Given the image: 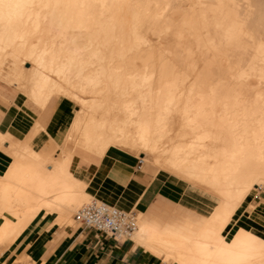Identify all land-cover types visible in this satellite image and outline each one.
Returning <instances> with one entry per match:
<instances>
[{
    "label": "bare ground",
    "instance_id": "obj_1",
    "mask_svg": "<svg viewBox=\"0 0 264 264\" xmlns=\"http://www.w3.org/2000/svg\"><path fill=\"white\" fill-rule=\"evenodd\" d=\"M174 1L169 17L178 30H173L176 40L170 30L168 38L171 36L177 46L182 38L191 39L184 45L190 53L194 52L190 47L200 43L203 49L220 45L224 53L218 54V60V56H210L212 51L206 59L200 50L192 67L187 68L185 58L181 60L174 52L178 48L168 49L173 42L159 35L151 24L147 2L141 6V19L150 23L145 37L137 23H124L120 7L115 5L120 2L117 0H2L24 7L0 13V76L20 79L29 74V86L22 89L40 106L59 92L79 101L81 109L68 127L70 137L80 132L82 143L92 142L98 152L112 143L137 149L150 158L148 165L162 174L167 172L182 183L214 192L218 205L208 209L204 224L193 233L189 222L171 229L161 217L137 214L132 238L150 253L172 264H264V240L251 235V241L241 240L233 249L230 246L237 234H250L248 230L241 226L227 239L212 227L214 217L223 213L238 193H243V201L254 187L264 191V80L252 85L242 75H233L243 63L246 70L255 68L264 73V0ZM112 9L119 14L116 19L113 11L114 16L107 17ZM179 11L181 16L175 14ZM103 19L110 26L113 20L117 23L115 32L111 27L106 29L101 45L122 48L141 42L143 46L123 58L98 49L97 58L103 63L92 71L75 63L86 59L63 53L60 46L76 44L73 30L103 29ZM227 61L231 63L223 64ZM25 64L29 66L23 67ZM90 93L97 96L86 101L85 95ZM86 105H95L102 114L95 117L84 108ZM207 140L214 145L202 147ZM11 141L9 135H0V148L7 154H11V147L4 149L3 143ZM205 157L211 160H200ZM21 161L14 159L0 177L1 206L7 212L0 215V242L14 240L24 221L29 219L30 225L43 208L66 209L60 216L50 212L46 216L70 225L71 213L90 200L82 195L79 201L69 196V181L60 165H53V170L50 166L48 172L38 160H29V164ZM142 161L144 164V157ZM15 204L29 210L26 218V213L13 212ZM262 204L264 201L256 208ZM7 248L0 245V264H26L3 260ZM29 264L37 261L29 257Z\"/></svg>",
    "mask_w": 264,
    "mask_h": 264
},
{
    "label": "crops",
    "instance_id": "obj_2",
    "mask_svg": "<svg viewBox=\"0 0 264 264\" xmlns=\"http://www.w3.org/2000/svg\"><path fill=\"white\" fill-rule=\"evenodd\" d=\"M0 88V92L4 93V87ZM66 100L69 101L65 97L53 95L42 106L31 100L35 106L45 109L42 113H35L30 108L25 111L13 103L6 109L0 105V135H9L12 139L11 144L4 142L3 148L11 147L13 153L7 154L0 148V177L5 175L14 159L28 164L29 160H38L48 172L53 170V165L58 164L65 168L70 197L78 198V201L81 195L96 198L126 211L161 217L168 228L183 227L184 223L180 220L182 213H179L181 209L178 208L186 201L185 190L179 180L176 182L165 177L160 169L153 166L150 167L155 172L144 164L138 167L136 155L114 145L102 152L94 148L66 146L71 141L68 127H71L77 111L73 114ZM248 200L242 204V209H238L231 223L221 230L225 238L236 235L242 226L251 235L264 240V226L260 223L264 217L261 218L258 211L255 215L246 211L251 205ZM261 202H255V206L258 207ZM52 209L38 210L36 219L29 225V219L24 221L29 210L23 209L21 205H13V212L26 213L21 218L26 226L14 240L0 242V245L8 246L2 253L3 260L29 264L30 257L37 264H128V261L132 264H172L150 253L133 238L124 242L114 241L74 222L72 217L78 208L70 215V225L66 221L60 223V220L46 216L49 212L64 214L66 209ZM3 213L7 214L0 200V215ZM207 216L187 221L194 226L192 233L204 224Z\"/></svg>",
    "mask_w": 264,
    "mask_h": 264
},
{
    "label": "rangeland",
    "instance_id": "obj_3",
    "mask_svg": "<svg viewBox=\"0 0 264 264\" xmlns=\"http://www.w3.org/2000/svg\"><path fill=\"white\" fill-rule=\"evenodd\" d=\"M106 1H112V0H106ZM117 1H120V2H118L115 5H117V6L120 7V13L119 14H120V16L123 17L124 23L125 24H126V22L127 23L128 22H130V23L131 22L132 23H134V22L137 23V25L140 27V30H139L140 33L143 31L141 34L143 36H145V37H146V34H148L146 32V28H147L148 24H150V23H147V22L144 23V21L141 19L143 17L142 16L143 14H142L141 6H142V3L144 4V3L147 2L146 4H147V9H148L147 11L148 12L146 14L151 19V24L154 25L155 28L158 29V32L160 31L159 35H161L163 38H166V39H168L169 41H172V42L174 41V39L176 40V37L173 36V35L174 34L176 35V33H177L176 31L178 30V25L173 20V17L172 18L169 17V16H171L172 11H174V9H175L174 8L175 7V3H174L175 1L174 0H164L165 2L160 1V0H158V1H155V0H117ZM166 1H167V4H166ZM150 2H152V3H150ZM128 10H129V12H128ZM112 11L114 12V14L116 13V11L114 9L110 10L109 13H108V15L109 14H111V15L108 16L106 14L108 18L111 17V16L112 17L114 16V14L112 13ZM134 12H137V13H134ZM182 13L183 12H180V11L179 12H175V14L178 15V16H181ZM117 14L118 13L115 14L116 16H114L113 19H116V17L119 16V14L118 15ZM151 16L153 17V19H152ZM106 20L107 19H105V20L103 19V22H102V25H103L102 28L103 29H100L98 31H95V30L90 29V28L87 29V30L86 29L73 30L71 32V34L73 35L76 44L75 45H66V46L62 45V46H60L61 51L63 53H65V52L66 53H70L71 52L72 54H77V56L80 57V58H82V59H86V60H80V61L75 62V63L78 64L79 66L85 65V67H89L90 69L92 68L91 70L94 71V70L97 69V66L98 65H100V64L103 63L101 60L99 61V59L97 58L98 49L99 50H102L104 53L111 52L114 58H121V57L123 58V56L125 57L130 52H134L135 50L139 49V47L141 48L143 46V44H141V42L140 43L134 42V44H132L131 47L130 46H124V47L122 46V48H121V46L120 47L119 46H116V45H113L112 46L110 44H109V46L108 45L107 46L101 45L99 43V41L101 39H103L106 31H108L106 29L108 27H111V28L114 29L113 30L114 32H115V29H116L115 28L116 27V23H117L116 20H113L112 21V26H110V24ZM171 21H172V23H171ZM139 24H141V26ZM143 26H144V29L142 28ZM169 30L171 31L172 34L169 32ZM173 30H176V31H173ZM161 32L164 33V35ZM170 34L174 37V39L171 38V36L168 38V36ZM148 37L151 38L152 40L155 39V36H148ZM186 38H184L185 41L182 40L183 38L181 39L180 46H177L173 42V43L170 44L171 46L169 45V48H168V46H166L165 48H168V49L171 48V50H173V51H174V48L175 49L178 48L177 51L175 50L174 52H178V54H180L181 60L185 58L184 61H185V65L187 66V68H191L192 67L191 66L192 65L191 62H192L193 58L197 55V52H200V50H201V54H203V56L206 57V59H207L208 55L211 53V51L214 53V54L211 53V55H210L211 57H212V55H214V56L216 55L214 57V59H216V57L218 56L216 60H218L219 57H220V55H222L224 53V52H222L223 51L222 50L223 47L221 46L220 47L221 49L219 48L220 45H216L217 48H213V49H206V48L203 49L205 46L202 45L201 43L198 44V46H196V45L191 46L190 48H192L194 52H191L190 53L188 51V48L187 47L184 48L185 47L184 45H187L188 43L185 44V42H189L191 39H186ZM188 38H192V37L190 36ZM171 39H173V40H171ZM88 45H89V47H88ZM173 45H175V46H173ZM195 46L197 47V49H196ZM73 47H74V50H73ZM181 49H183L184 51L181 50ZM91 50H93V51L91 52ZM218 50H220L221 52L218 53ZM119 52H121V53H119ZM227 53L230 54V52H228V51H227ZM218 54H220V55H218ZM89 57H90V59H89ZM92 57H94L95 59L92 58ZM229 63H231V62L230 61H227L226 63H223V64L229 65ZM28 66H29L28 64H25L23 67H28ZM239 67H238L239 69L237 68L236 70H234V72H233V75L234 76L242 75L252 85H257L255 82L258 81V80L259 81L261 80V82H263L264 77L262 75L264 73H262L258 69L253 68V69L246 70V67H245V64L244 63L243 64H239ZM4 68H5V66H4ZM0 79L2 80V81L0 80V86L4 87V93H1L0 92V105L3 108L6 109V108H8L13 103L15 105H18L19 108H22L25 111H29V108L32 109L35 113H39V112L42 113L43 111H45V109H41L39 106H35L31 102V100L26 96V94L24 93V91L22 89V88H25V87H28L29 86V74L26 77H23V78H20V79L13 78L12 76H7L6 78L5 77L4 78L1 77ZM91 85H92V87H95L96 86V84H94V82L91 83ZM0 91H1V88H0ZM54 95H58V96L65 97V98L69 99V101L66 100V102L72 108V113L73 114L75 113L76 110H77L76 113L80 111L81 107H80V102L79 101L71 98L70 96H67L63 92H59V93H56ZM96 96L97 95L95 93H93V94L90 93V95L89 94H86L85 95V97H87L86 98V101L93 100ZM122 100H124V99H122ZM125 100H128V98L125 97ZM88 106L89 105H86V106H84V108L85 109L87 108L86 110L89 111V113L95 115V117L96 116H100L102 114L101 113V109H98L95 105L94 106L91 105L92 108H90ZM79 134H80V132H75V133H72L71 134V137L69 135V138L71 139V141L66 146H72V147H80L81 146V147H84V148H87V149H91V148H95L96 147V146L92 145V142H89V141L86 143L87 145L86 144H83L82 143V140H81L82 139V136L79 137ZM72 137H73V139H72ZM110 145L118 146L119 148H121V149H123L125 151H128L130 153H133L137 157H141V158L144 157L145 158L144 166L150 168L153 172H155L152 169V167H150L148 165L149 164V161H150V158H148L145 154H140V151L139 150H137V149H132L131 150L127 146L124 147V145H121V144H118V143H112ZM201 145H202V147L205 148L206 147L205 145L213 146L214 144L211 143V142H209V140H207L206 142L201 143ZM19 151H21V150H19ZM204 151H206V150H204ZM206 159L207 160H211L210 157L201 158L200 160H206ZM163 175L165 177H167V178H170L172 180H175L176 182L178 181L177 177H175L173 175H170L167 172H163ZM179 183L183 186V188L185 190V195L184 196H185V201L186 202L185 201L184 202L187 204V205L186 204H183V206H181L180 208H178V210L181 209V212H179V213L180 214L182 213V215H180L181 222L185 223L187 221L198 220L201 217H205V215H208L209 214V212H208V209L209 208L211 209L212 207L218 205L219 199H218V197L215 194L213 195L214 192L211 193L210 190L208 192L207 191L208 189L205 191L203 189V186H200L198 188L197 185H190V184H187V183H184V182H183L184 184L182 182H179ZM254 188L255 189L252 190V193H249L243 199L242 204L244 202H246L248 199H249L248 201L251 204H255V202H258V201H264V191H263V189L262 188H257V187H254ZM74 215L75 214H73V217L72 218H73L74 222H76L75 219H74ZM262 225L264 226V224H262Z\"/></svg>",
    "mask_w": 264,
    "mask_h": 264
},
{
    "label": "built area",
    "instance_id": "obj_4",
    "mask_svg": "<svg viewBox=\"0 0 264 264\" xmlns=\"http://www.w3.org/2000/svg\"><path fill=\"white\" fill-rule=\"evenodd\" d=\"M138 167L143 164L138 157ZM74 219L81 226L103 234L114 241L130 240L137 229V213L125 211L96 198L83 204Z\"/></svg>",
    "mask_w": 264,
    "mask_h": 264
},
{
    "label": "snow or ice",
    "instance_id": "obj_5",
    "mask_svg": "<svg viewBox=\"0 0 264 264\" xmlns=\"http://www.w3.org/2000/svg\"><path fill=\"white\" fill-rule=\"evenodd\" d=\"M21 7H24V5L11 3L4 4L2 0H0V13H2L4 9H8L9 11H11L12 9H19ZM261 183L264 184V181H262ZM242 196V192L238 193L237 196L228 205L227 209L219 216L214 217L212 227L215 231H221L226 226H228L231 223V220L233 219V213L238 209H242ZM246 211L248 213H251L252 215H255V213L259 211L261 217H264V204H262L259 209L256 208L255 204L248 205ZM260 223L264 224V219H262ZM252 239L253 237L251 236V234L238 233L236 240L233 241V244L230 247L234 249L237 247L241 240L251 241ZM261 249L264 250V242L261 243ZM128 264H132V262L128 261ZM232 264H240V262H232Z\"/></svg>",
    "mask_w": 264,
    "mask_h": 264
}]
</instances>
